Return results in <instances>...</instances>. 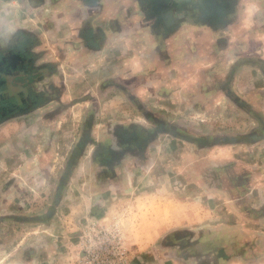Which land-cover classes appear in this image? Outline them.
Instances as JSON below:
<instances>
[{"label":"crops","instance_id":"obj_1","mask_svg":"<svg viewBox=\"0 0 264 264\" xmlns=\"http://www.w3.org/2000/svg\"><path fill=\"white\" fill-rule=\"evenodd\" d=\"M24 39L33 42L28 48L36 55V65L48 62L56 73L61 71V79L57 74L51 77L49 89L54 95L47 104L62 99L69 108L83 102L93 105L83 117L88 131L84 128L80 146L82 155L98 156L95 160L100 165L82 158L78 165L69 166L66 180L56 187L57 208L66 207L73 187L77 191L73 176L78 181L80 174H87L92 181L81 184L86 185L87 193H94L95 200L111 199V216L120 212L126 198L133 200L132 213L124 219L127 225L133 226L140 210L144 211L142 228L130 229L133 241L141 243L142 238L161 235L150 227L152 221H164L159 226L165 235L169 233L167 220L177 225L194 221L204 196L206 208L221 202L223 209L229 203L228 211L237 206L234 213L240 217L253 219L254 214H260L255 218L260 221L259 228L249 230L242 223L245 248L240 252H244V261L252 260L246 251L253 246V261L264 263V0H0V56L20 61L24 52L18 46ZM18 76L13 83L25 84L24 74ZM205 92L209 94L198 97ZM85 94L94 95L81 101ZM184 104L195 106L188 111ZM202 106L206 114L203 123L197 119ZM237 107L245 111L238 113ZM248 112L255 119L249 120ZM235 114L240 119L238 127L244 129L240 135L224 129L233 125ZM201 124L206 130L198 134L195 131ZM173 135L176 141L189 143L185 148H191V163L199 157L196 142L206 141L207 152L205 166L192 165L191 170L186 166L192 175L194 171L192 180L172 186L174 197L168 199L169 188L148 184L144 190L135 175L152 167L145 162L154 145L158 141L167 144ZM227 142L245 145V154L237 157H245L246 163L230 168L226 165L229 156L212 152ZM181 145L175 148V155L186 156L178 152ZM140 159L144 162L141 170L128 168L132 180L123 182L124 166L129 167L125 163ZM112 180L115 182L110 184ZM204 188L200 197L198 189ZM184 189L190 194L185 196L188 192ZM139 196L151 200H146L150 204L145 209L143 205V210L138 206ZM189 205L193 217L182 216L180 210ZM108 214L94 219L110 220ZM61 238L66 244V234ZM17 246L9 252V264H38L32 248H22L21 243ZM66 248L53 245L51 251L55 255L63 250V256L72 261L66 258V264H76L73 249ZM227 259L232 260L230 255Z\"/></svg>","mask_w":264,"mask_h":264},{"label":"rangeland","instance_id":"obj_2","mask_svg":"<svg viewBox=\"0 0 264 264\" xmlns=\"http://www.w3.org/2000/svg\"><path fill=\"white\" fill-rule=\"evenodd\" d=\"M55 74L60 79L62 78L61 71H57L53 75ZM53 77L55 78V76ZM52 78L46 79L39 86L53 92V89H49L52 88V85H50ZM207 94L209 93H200L198 97L202 98ZM52 95L54 93H51ZM92 95H82L81 101ZM210 96L212 98V95ZM182 100L190 101L186 98H182ZM191 100L195 99L192 97ZM103 105L106 106L107 104ZM192 105L184 104L182 107H188V111H191L190 108L195 106ZM198 105L201 107V104ZM69 106V104H64L61 99L56 104H45L31 113L16 116L0 125V264H4L6 261V264H9V252L18 247L17 245L20 243L22 248L26 246V248H32L31 250L35 251L36 256L38 255L35 261L38 264H66V258L67 261H71L70 258L63 256V250H61V254L54 255L51 251L53 245H56L58 249H64L65 246L68 251L73 249L71 255L73 258L75 257L76 264H83L80 254L81 233L85 227L92 223L100 226L119 225L126 235L130 250L127 264H264L253 261L255 255L253 246L249 248L250 251H246L252 260L244 261L242 258L244 252H240L245 248L242 231L244 226H242V223L246 224L249 230L257 229L260 226V221L255 218H259L260 214H254L255 218L253 219L240 217L238 212L234 213L235 209L238 208L237 206L231 207L232 212H230L231 210L228 211L229 209L226 207L229 203L224 205L226 209H223L221 202L206 208L207 199L204 196L199 202L200 213L194 221L185 220L180 222L181 225H177L176 221L167 220L165 224H167L166 230L169 233H166V235L162 234L164 231H161L159 226L164 221H152L150 227L157 228V232H160L161 235L151 237V240L150 238L145 240L142 238L141 243L133 241V236H130V229L134 227L137 229L142 228L144 211L140 210L138 215L141 220H138L137 217L133 226L127 225L128 221L124 219L125 217L128 218L127 216L133 209V200H127L126 198V203L123 204L120 212L111 216V209L108 207L111 201L110 198L106 202H100L92 197L95 196L92 195L94 193H87L88 188L85 186L92 181V178L90 180L89 177H86L87 174H80L81 178L78 181L73 176L72 180L76 183L77 191L73 187L74 189L68 194L66 207L57 208L54 205L56 187L60 182L66 180L69 166L78 165L82 158V161L88 160V163L93 166L100 165L95 160L99 158L98 156L82 155L84 148L82 149L80 146L84 143L81 138L85 130L88 131V123L85 122L86 119L83 117L86 111L92 108L90 106L93 105L83 102L75 106L72 105L70 108ZM237 108L238 113L245 111L243 108L242 110L239 107ZM185 109H182L183 112H185ZM200 109L197 119L203 123L201 120L206 119V114L203 106ZM247 115L249 120L255 119L251 113L248 112ZM237 116L238 114H235V119L232 120L233 125L224 129H230V132L240 135L242 134L240 132L244 129L238 127L237 124L240 119ZM182 118L186 119V116L183 115ZM99 120L103 119L100 118ZM203 127V124H201L198 131H194L201 134L206 130ZM182 129L181 132L184 134L187 127L184 126ZM224 129L220 127L221 131ZM169 138L171 139L167 141V144L158 141L154 145L152 156L145 162V164L152 165V167L150 169L144 168L143 172H138L135 175V180L141 183L144 190H147L146 185L148 184L151 187L169 188L170 195L168 194V199L174 197L172 186L177 185L179 187L180 182L192 180L194 171L192 175L191 172L187 171L188 168L191 170V166L197 164L199 167L200 165L205 166L203 164H206L205 155L207 152L206 141L199 140L196 142L195 145L199 148V157L197 161L193 160L191 163L189 156L191 148H185V145L188 146L189 143L176 141L174 135L169 136ZM181 143L183 144L182 151L178 149V152H182L186 156L175 155V148H180ZM215 143L217 144L218 141ZM226 144L215 147L212 152L226 158L229 156L230 162L226 165L230 168L235 164L243 165V162L246 163L245 157H241L242 159L237 157V154H245L242 150L244 144L236 143L232 146L229 142ZM234 154H236V157H233ZM187 157L188 160L185 161ZM89 160L92 161L89 162ZM143 164L144 162L141 159L139 161L129 160L127 164L125 163L129 167L124 166V172L120 179L123 182L132 180V174L128 172L133 169V166L141 170ZM210 174L212 175V173ZM214 176H216V173ZM82 182H85L86 185L81 184ZM114 182L112 180L110 184ZM182 185L187 186L186 182ZM103 187L106 186L103 185ZM142 191L138 192L139 195ZM184 191L188 192L184 193L185 196L190 194L189 189H184ZM202 191L204 192L205 188L203 190L198 189L199 196L202 195ZM102 197H105L104 191ZM145 197L139 196L137 199L140 209L143 208V205L145 209L150 204L149 201H146L150 197ZM155 197H157V194L154 195ZM135 201L134 206H137ZM190 207V205L184 206L185 210H180V214L184 217H193V215H190ZM127 208L129 210H126ZM202 208L204 210H201ZM206 209L210 210L207 214ZM107 212L111 218L110 220L100 221L94 219V216L98 214L107 217ZM65 216L67 217L66 221L64 220ZM162 216L168 217L170 215ZM81 217H87L88 220L78 221L77 218ZM175 226L180 227L175 229L177 228ZM212 229L214 231H209ZM63 234H66V244L65 240L61 238ZM67 235L69 236L67 237ZM223 249L226 250V253L223 252ZM219 250H223L220 252L222 256H219ZM227 255H230L232 260L229 261V259L224 258Z\"/></svg>","mask_w":264,"mask_h":264},{"label":"flooded vegetation","instance_id":"obj_3","mask_svg":"<svg viewBox=\"0 0 264 264\" xmlns=\"http://www.w3.org/2000/svg\"><path fill=\"white\" fill-rule=\"evenodd\" d=\"M23 41L18 46L24 52L20 61L12 62L5 55L0 56V125L16 116L37 110L47 104L52 97L51 92L39 85L53 76L55 66L48 62L36 65V55L29 52L28 48L33 42L30 39ZM15 67L17 69L14 70ZM16 74H24L26 83L14 84V79H19ZM18 88H22V91H18ZM223 250H219V256H222L220 252ZM223 252L226 253V250ZM224 258H228V255Z\"/></svg>","mask_w":264,"mask_h":264},{"label":"built area","instance_id":"obj_4","mask_svg":"<svg viewBox=\"0 0 264 264\" xmlns=\"http://www.w3.org/2000/svg\"><path fill=\"white\" fill-rule=\"evenodd\" d=\"M129 247L118 224L100 226L92 223L81 233L80 254L83 264H127Z\"/></svg>","mask_w":264,"mask_h":264}]
</instances>
